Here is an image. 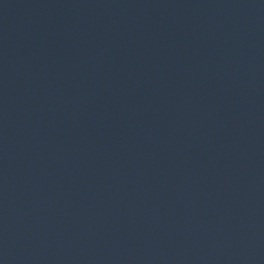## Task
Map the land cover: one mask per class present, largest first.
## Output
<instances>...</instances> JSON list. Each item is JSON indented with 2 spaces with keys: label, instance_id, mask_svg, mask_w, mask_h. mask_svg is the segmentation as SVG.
<instances>
[{
  "label": "water",
  "instance_id": "95a60500",
  "mask_svg": "<svg viewBox=\"0 0 264 264\" xmlns=\"http://www.w3.org/2000/svg\"><path fill=\"white\" fill-rule=\"evenodd\" d=\"M0 264H264V0H0Z\"/></svg>",
  "mask_w": 264,
  "mask_h": 264
}]
</instances>
